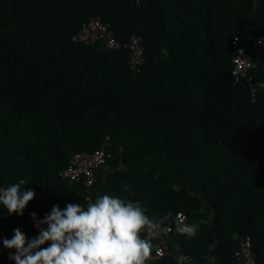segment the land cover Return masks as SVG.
Listing matches in <instances>:
<instances>
[{
  "label": "trees",
  "instance_id": "16d2710c",
  "mask_svg": "<svg viewBox=\"0 0 264 264\" xmlns=\"http://www.w3.org/2000/svg\"><path fill=\"white\" fill-rule=\"evenodd\" d=\"M92 16L121 43L141 36L140 74L127 50L71 40ZM235 37L247 52L264 37V0H0V187L23 179L35 192L23 215L4 214L8 236L34 237L33 212L86 207L61 172L108 138L110 173L92 201H139L158 225L171 222L158 264L176 254L238 264L246 236L264 264V67L253 101L232 76ZM178 213L197 214L199 233L177 231Z\"/></svg>",
  "mask_w": 264,
  "mask_h": 264
},
{
  "label": "clouds",
  "instance_id": "9594fccd",
  "mask_svg": "<svg viewBox=\"0 0 264 264\" xmlns=\"http://www.w3.org/2000/svg\"><path fill=\"white\" fill-rule=\"evenodd\" d=\"M26 184L21 179L0 188V204L9 215H23L33 200V190H22ZM31 216L37 236L28 239L16 228L12 239L3 240L5 248L15 249V254L9 256L14 264H146L152 254L151 237L157 225L139 201L104 194L86 207L69 203L61 210L54 205L43 219H38L35 212ZM177 231L197 234L195 225ZM142 232L146 235L142 236ZM189 260L190 257H181V261Z\"/></svg>",
  "mask_w": 264,
  "mask_h": 264
},
{
  "label": "built area",
  "instance_id": "2783aa9c",
  "mask_svg": "<svg viewBox=\"0 0 264 264\" xmlns=\"http://www.w3.org/2000/svg\"><path fill=\"white\" fill-rule=\"evenodd\" d=\"M140 2L141 0H135L137 5H139ZM71 40L86 46L101 44L104 50H127V67L133 77H136L141 73L142 67L146 61L143 40L138 33L132 34L126 43H121L116 39L111 25L98 16H92L83 23L80 31L73 35ZM233 45L235 48L232 58V76L234 83H247L251 90L252 100L254 101L256 93L254 86V73L264 67V37L260 38L253 44L250 52H247L240 46L237 37L234 38ZM108 147L109 143L107 138L106 142L93 153L83 152L72 155L68 166L61 172L62 178L68 183L74 185L81 184L80 190L86 206L89 202H93L91 188L96 181L97 170L111 157ZM0 188L6 187L1 186ZM7 211V208L3 204H0V247L3 246V240L5 238L12 239L4 230V214ZM36 214L38 219H43L44 214L41 212H36ZM176 218L179 228L187 229L190 226H196V223L184 213H178ZM29 221L34 226L32 216H30ZM152 221L157 225L154 229V234L151 237L154 251L146 264H158V262L167 254L170 233L172 230L171 222L161 226L158 225L154 219H152ZM196 228L197 233H199V224ZM35 231V236H37L38 230L36 228ZM183 234L191 236L187 234L186 231ZM34 237H29L28 239ZM236 258L238 264H258L257 255L252 247L251 237L246 236L237 239ZM177 264L183 263L177 262Z\"/></svg>",
  "mask_w": 264,
  "mask_h": 264
},
{
  "label": "crops",
  "instance_id": "0c3cea01",
  "mask_svg": "<svg viewBox=\"0 0 264 264\" xmlns=\"http://www.w3.org/2000/svg\"><path fill=\"white\" fill-rule=\"evenodd\" d=\"M109 169L108 167L103 164L96 172V176L97 177H106L109 175ZM201 215L203 217H208L209 216V212H207L205 209L201 212ZM193 221L196 223V226L198 227V220H199V216L197 214H194V215H191ZM142 236H145L146 233H141ZM154 251V245H153V250H152V253ZM15 254V249H7L3 246L0 247V264H14V261L10 260L9 259V256L10 255H14ZM175 259L177 262H181L183 264H224L218 260H216L215 258L212 259L213 257L212 256H206L204 257L203 259H201L200 261L196 262L192 259L191 256L189 255H179V254H176L175 256ZM181 257H190V260L189 261H181Z\"/></svg>",
  "mask_w": 264,
  "mask_h": 264
},
{
  "label": "rangeland",
  "instance_id": "374dc122",
  "mask_svg": "<svg viewBox=\"0 0 264 264\" xmlns=\"http://www.w3.org/2000/svg\"><path fill=\"white\" fill-rule=\"evenodd\" d=\"M198 222V221H197Z\"/></svg>",
  "mask_w": 264,
  "mask_h": 264
}]
</instances>
